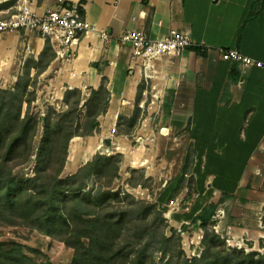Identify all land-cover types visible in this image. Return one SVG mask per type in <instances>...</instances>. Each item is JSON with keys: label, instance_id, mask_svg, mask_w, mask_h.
<instances>
[{"label": "crops", "instance_id": "obj_1", "mask_svg": "<svg viewBox=\"0 0 264 264\" xmlns=\"http://www.w3.org/2000/svg\"><path fill=\"white\" fill-rule=\"evenodd\" d=\"M24 2L38 15L60 7L58 0H0V16L16 13ZM83 14L93 30L75 47L74 55L60 58L54 50L56 59L39 79L46 80V97L54 98L61 109L68 108L64 98L69 90L81 91L83 105L104 80L110 99L96 123L95 135L100 137L74 138L76 151L71 156V141L64 172H72L79 161L83 165L91 161L101 142L108 145L121 115L134 110L139 100L141 109L151 86L153 96L164 100V111L180 116L190 148L183 160L190 164L189 173L186 165L182 169L194 179V197L187 207L183 212L170 209L165 217L176 229L188 225L197 235L202 228L194 219L210 205L217 206L211 219L214 227L225 235L230 229L234 243L247 242L259 249L264 244V228L259 225L264 201V69L224 61L222 51L236 50L264 62V0H83ZM172 30L190 32L205 47L164 57L154 62V71L146 72L142 61L133 59V47L121 42L126 32H143L150 40H159ZM19 36L29 42L30 57L38 60L46 41L37 32L1 38L0 46L10 49ZM154 109L150 105L147 111L152 114ZM119 149L129 166L147 165V159L131 158L128 144ZM180 177L166 183L158 203L190 197Z\"/></svg>", "mask_w": 264, "mask_h": 264}, {"label": "trees", "instance_id": "obj_2", "mask_svg": "<svg viewBox=\"0 0 264 264\" xmlns=\"http://www.w3.org/2000/svg\"><path fill=\"white\" fill-rule=\"evenodd\" d=\"M55 58L46 41L39 59L31 58L25 64L15 89H0V223L23 226L63 242L74 250L72 264H156L157 254L161 255L157 264H264V254L226 247L220 236L211 232V219L217 211L214 205L193 221L204 230V250L199 257L187 258L181 246L185 226L181 232L171 229L168 237V222L157 204L112 189L119 177L120 154L97 155L77 173L63 178L71 139L99 132L96 123L106 112L110 93L104 80L100 90H93L82 105L81 91L69 90L64 98L67 110H49L44 137L36 147L40 120L32 108L37 83ZM83 107L87 111L80 120L78 111ZM131 122L133 125L136 119ZM33 157L35 176L15 178L14 167ZM136 173L131 172L132 176ZM129 185L135 188L139 184L130 180ZM0 264L38 263L23 245L14 243L9 249L0 244Z\"/></svg>", "mask_w": 264, "mask_h": 264}, {"label": "rangeland", "instance_id": "obj_3", "mask_svg": "<svg viewBox=\"0 0 264 264\" xmlns=\"http://www.w3.org/2000/svg\"><path fill=\"white\" fill-rule=\"evenodd\" d=\"M27 34V32H24ZM32 33V32H28ZM16 33H6L2 36H13ZM20 40L14 43L10 49H4L0 46V60H7L6 64H0V89L13 91L16 87L19 77L24 75L25 64L31 55L28 54L29 42L24 36H19ZM42 38V36H41ZM1 42V41H0ZM5 51H8L5 53ZM5 56V57H3ZM57 57V56H56ZM56 59V58H55ZM32 76L34 73L32 72ZM15 77V80L13 79ZM157 82L159 79H156ZM148 87V85L146 84ZM46 87L48 84L46 80H38L37 83V100L33 104L32 112L40 120V126L37 136L35 138L36 147L39 146L44 137V125L45 117L49 110L52 108L57 112H63L66 109L56 107L54 98L47 96ZM146 101L143 107L139 109V102L136 103L134 110L129 109L128 112L121 115L119 126H116V134L112 136V139L108 145L100 143L102 148L91 159V161L97 156L102 155L106 157L120 154L122 156V163L120 164V172L118 179L115 180L112 189L114 191L124 190L131 194L135 199L140 201H147L149 203L157 204L160 210L165 214L170 210L181 211L187 207V201L192 195L193 177L189 175L186 177L183 173L182 166L186 165L187 172L189 173V166L187 162L183 164L185 154L189 153L190 148L186 145V129H181L179 125L178 116L175 113L164 111L165 103L163 99H157L153 95L151 86L147 88ZM40 92V98H38ZM142 95V93H141ZM150 105L155 106V111L152 114L148 113V107ZM86 108L83 107L78 111V117L83 120L86 114ZM135 118L136 122L132 125L131 120ZM95 135V134H94ZM93 135V136H94ZM94 137H100V134ZM88 140L87 138H84ZM72 146L70 148L71 156L75 154L77 141L72 140ZM123 144L129 145L131 158L147 159L148 163L145 167H133L127 164V159L119 148ZM189 155V154H188ZM89 161V162H91ZM67 163V160H66ZM82 165V166H81ZM84 165L82 162H78L76 168L72 172L65 173L63 170L62 177L66 178L71 173H77ZM36 159L33 157L29 163L21 166L14 167L13 174L18 180H26L35 176ZM136 170L137 173L132 176L131 172ZM64 173V174H63ZM144 176V180H140L141 176ZM180 177V185L182 187L189 188V196L185 201L168 202L165 205L157 202V197L165 189L166 183ZM132 180L134 184H139L133 188L129 185V181ZM140 183H142L140 185ZM165 219L168 222L169 229L166 230L168 237L171 236V229L181 232L183 226L186 227V231L182 233V250L186 257L192 259L193 257H199L204 250L202 241L204 238V230H197V235L191 234V230L188 229V225H182L180 229H176L170 222V219ZM210 227L211 232L220 236L221 240L225 242V246L229 247L226 243V237L220 230L216 232ZM195 228L198 229L197 226ZM199 234V235H198ZM18 243L25 247L26 254L35 260L38 264H72L74 250L66 246L63 242L53 240L45 235L32 231L23 226H9L4 223H0V244L4 248L9 249L12 244ZM242 249L247 247V253L257 252L264 253V244L261 242L260 247L254 250V246L251 243H245ZM231 247V246H230ZM231 248L240 249L234 243ZM161 258L160 254L156 255V264L159 263Z\"/></svg>", "mask_w": 264, "mask_h": 264}, {"label": "built area", "instance_id": "obj_4", "mask_svg": "<svg viewBox=\"0 0 264 264\" xmlns=\"http://www.w3.org/2000/svg\"><path fill=\"white\" fill-rule=\"evenodd\" d=\"M218 2L220 0H214ZM60 7L42 15L35 13L27 2L18 6L17 12L8 16H0V39L6 33L37 32L51 46L60 58L74 55L75 47L86 38L93 30L85 19L83 0H58ZM107 40V34L101 35ZM121 42L133 47V59L142 61L146 72L154 71V62L167 56L180 57L189 48H204V43H198L190 32L172 30L168 36L159 40H150L143 32H126L121 36ZM224 61H234L245 69H264V62L255 60L236 50L222 51ZM243 81L241 82V84ZM116 134V127L112 128V135ZM259 225L264 228V201L262 204ZM218 232V226L213 227ZM226 241L228 246H233L235 236L230 229ZM238 248H243V243H236ZM247 251V247H245Z\"/></svg>", "mask_w": 264, "mask_h": 264}, {"label": "water", "instance_id": "obj_5", "mask_svg": "<svg viewBox=\"0 0 264 264\" xmlns=\"http://www.w3.org/2000/svg\"><path fill=\"white\" fill-rule=\"evenodd\" d=\"M74 138H75V137H74ZM76 138H78V137H76ZM71 141H72V139H71ZM71 141H70V143H71ZM70 143H69V146H68V154H69ZM67 159H68V157H67Z\"/></svg>", "mask_w": 264, "mask_h": 264}, {"label": "bare ground", "instance_id": "obj_6", "mask_svg": "<svg viewBox=\"0 0 264 264\" xmlns=\"http://www.w3.org/2000/svg\"><path fill=\"white\" fill-rule=\"evenodd\" d=\"M101 148H102V146H101V144H100V146L98 147V150H101Z\"/></svg>", "mask_w": 264, "mask_h": 264}]
</instances>
